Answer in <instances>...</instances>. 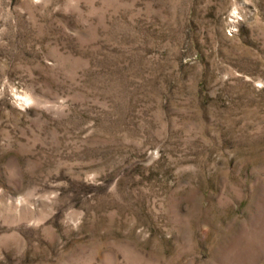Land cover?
I'll list each match as a JSON object with an SVG mask.
<instances>
[{
  "label": "rangeland",
  "instance_id": "rangeland-1",
  "mask_svg": "<svg viewBox=\"0 0 264 264\" xmlns=\"http://www.w3.org/2000/svg\"><path fill=\"white\" fill-rule=\"evenodd\" d=\"M0 264H264V0H0Z\"/></svg>",
  "mask_w": 264,
  "mask_h": 264
}]
</instances>
